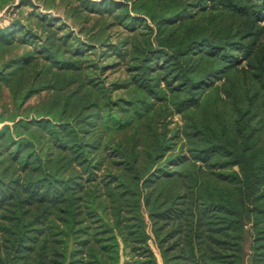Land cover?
<instances>
[{
  "label": "trees",
  "instance_id": "16d2710c",
  "mask_svg": "<svg viewBox=\"0 0 264 264\" xmlns=\"http://www.w3.org/2000/svg\"><path fill=\"white\" fill-rule=\"evenodd\" d=\"M0 8V264H264V0Z\"/></svg>",
  "mask_w": 264,
  "mask_h": 264
},
{
  "label": "rangeland",
  "instance_id": "374dc122",
  "mask_svg": "<svg viewBox=\"0 0 264 264\" xmlns=\"http://www.w3.org/2000/svg\"><path fill=\"white\" fill-rule=\"evenodd\" d=\"M24 7H25L24 9H28L27 6H24ZM5 16H6L5 9H1L0 8V18H2V17L5 18ZM2 22H5V21L2 20ZM250 240H251L250 234H249V232H247V239H246V242H245V249H246L247 253L249 252ZM152 245H153L154 249L156 250V253H157L159 261H160V264H163L162 263V258L160 256L158 248L156 247L154 242H152ZM245 264H250L249 260H248V254H246Z\"/></svg>",
  "mask_w": 264,
  "mask_h": 264
}]
</instances>
